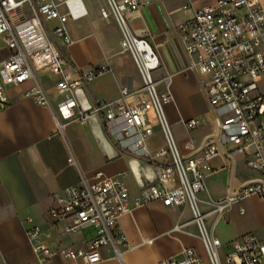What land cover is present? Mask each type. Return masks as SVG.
I'll return each instance as SVG.
<instances>
[{
	"label": "built area",
	"instance_id": "1",
	"mask_svg": "<svg viewBox=\"0 0 264 264\" xmlns=\"http://www.w3.org/2000/svg\"><path fill=\"white\" fill-rule=\"evenodd\" d=\"M96 0L100 19L113 18L120 30L121 50L129 53L139 71L142 89L122 90L116 103H99L84 109L76 99L77 92L102 71L89 73L77 70L66 61L54 38L64 46L72 43L67 30L70 21L89 16L84 0H0V38L10 51L0 63V113L9 105L7 88L33 81L27 96L44 107L50 100L41 87L37 74L45 71L58 76V88L69 96L57 106L61 129L72 122H86L93 116L103 119L106 131L123 149L155 161L156 180L143 186L133 200L134 208L153 201L167 207L183 206L191 220L177 229L187 230L193 224L210 264H223L220 257L222 242L213 234L218 222L234 204L257 196L264 199V12L259 0H216L195 12L190 20L178 26L186 53L191 58L189 70L207 79L206 95L214 116L216 129L204 143L190 138L183 153L172 131L165 106L175 105L170 92L171 76L164 79L166 89L160 90L154 73L161 59L145 33L135 34L126 16L150 4L151 0ZM192 4H186L189 10ZM55 23L51 29L49 24ZM153 110L165 139V147L152 157L148 141L154 134L149 117ZM188 132L197 130L203 122L183 120ZM224 159L226 167L238 158L259 178L243 185L228 187L225 198L204 202L205 175L199 161L210 163ZM74 164L73 157L69 159ZM126 174L107 177L99 172L92 180L81 178L78 186L70 187L55 196L56 206L48 213L53 228L62 238H69L93 227L95 237L89 246L78 249L63 245L50 246L38 228L28 233L37 263L62 258L72 264H99L102 250L112 246L121 259L120 246L126 240L119 230L120 218L131 214L130 194L123 183ZM205 203L209 212H204ZM214 216L211 226L208 216ZM60 225V227H59ZM185 227V228H184ZM129 248L128 246H126ZM225 258L226 264H264V242L256 234H248L233 242ZM159 264H205L196 250L187 247L183 259H168Z\"/></svg>",
	"mask_w": 264,
	"mask_h": 264
},
{
	"label": "crops",
	"instance_id": "2",
	"mask_svg": "<svg viewBox=\"0 0 264 264\" xmlns=\"http://www.w3.org/2000/svg\"><path fill=\"white\" fill-rule=\"evenodd\" d=\"M160 0L137 12L128 13L130 19L140 16L143 26L133 31L145 33L161 59V67L155 73L164 79L171 76L170 92L175 105L167 106L166 114L172 131L183 153L190 138L198 144L204 143L215 131L216 123L206 95L207 79L198 72L189 70L191 58L180 38L178 26L170 29L160 20L153 19L148 10ZM216 0H188L192 4L187 10L190 20L195 12ZM264 12V0H259ZM183 5V6H184ZM89 11V10H88ZM185 20V21H187ZM117 38L109 40L104 28L105 21L97 18L70 21L67 30L72 43L64 46L54 38L62 57L79 71L89 73L102 71L92 78L76 94L84 109L99 103H116L122 98V90H141L142 80L132 60L121 53V33L113 18L111 20ZM184 21V22H185ZM132 30V29H131ZM10 51L0 38V63L9 57ZM41 87L46 92L50 107H44L27 96L34 86L33 81L9 86V107L0 113V264H38L28 233L38 228L50 246L87 248L95 237L93 227L86 228L69 238H62L48 218L49 211L56 206L55 196L67 188L78 186L84 176L89 180L101 172L107 177L126 174L123 180L130 194V205L139 196L142 187L156 180L155 161L123 149L106 131L103 119L93 116L86 122H72L58 127L57 106L69 93L59 89L58 76L45 71L37 74ZM158 82V81H157ZM160 90L165 84L158 82ZM181 119H196L203 122L193 132H188ZM154 134L148 141L151 156L165 147V139L159 126L154 125ZM73 157L75 163H69ZM224 159L210 163L199 161L205 175L206 189L200 194L204 202L225 198L230 184L243 185L259 178L250 171L243 158L233 161L230 168ZM204 212L209 208L202 203ZM191 220L189 210L183 206L167 207L153 201L134 208L131 214L119 221V230L126 240L120 246L122 257L114 254L112 246L102 250L103 262L99 264H159L168 259L180 261L183 250L192 247L205 264H210L204 247L197 237L193 224L187 230L194 236L183 233L179 226ZM214 216L209 215V226ZM60 227V225H59ZM185 228V227H184ZM222 242L220 257L223 264L230 252V245L248 234H256L264 242V199L251 196L228 209L213 230ZM43 264H72L57 258Z\"/></svg>",
	"mask_w": 264,
	"mask_h": 264
},
{
	"label": "rangeland",
	"instance_id": "3",
	"mask_svg": "<svg viewBox=\"0 0 264 264\" xmlns=\"http://www.w3.org/2000/svg\"><path fill=\"white\" fill-rule=\"evenodd\" d=\"M88 10L89 16L87 19L89 22H92L97 18L98 15V7L96 0H84ZM102 3H105L104 0H101ZM188 2V0H160L158 4H154L149 8L148 12L150 16L155 20H160L165 26L169 25L170 29L183 23L185 20L190 18V13L186 9L183 8V5ZM127 23L132 31L139 27H142L144 24L143 19L138 16L134 19H130L128 15L126 16ZM55 26V23L49 24V27L52 29ZM104 28L106 30L107 36L109 40L114 41L117 38L116 27L112 21L104 23ZM122 54L126 55V58L129 62L132 63V57L129 53H124L121 50ZM134 62V61H133ZM154 78L156 81L160 83H164V76L158 77L156 73H154ZM143 86V85H142ZM262 93H264V82L259 84ZM167 106H172L171 104H167L165 106V111ZM149 117L155 126H158L157 120L155 118L153 110L149 111Z\"/></svg>",
	"mask_w": 264,
	"mask_h": 264
}]
</instances>
